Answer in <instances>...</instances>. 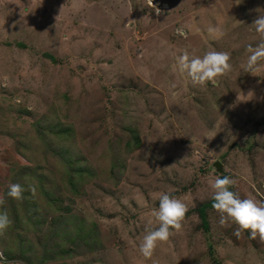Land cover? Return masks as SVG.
<instances>
[{"label":"rangeland","instance_id":"rangeland-1","mask_svg":"<svg viewBox=\"0 0 264 264\" xmlns=\"http://www.w3.org/2000/svg\"><path fill=\"white\" fill-rule=\"evenodd\" d=\"M153 4L161 15L150 0H0V196L13 183L37 187L42 172L74 218L96 224L93 249L44 264H264L258 237L237 238V225L221 226L213 208L205 229L197 210L221 176L241 199L264 203V68L253 76L240 67L261 39L252 24L264 0ZM209 26L222 35L212 38ZM185 50L228 52L233 70L216 86H193L176 64ZM58 120L73 125L97 170L77 196L62 183L52 135H43ZM132 130L141 145L128 151ZM161 193L183 198L188 212L183 230L145 259L139 245L149 220L158 227ZM29 237L30 254L41 257L48 239ZM0 253V264H25L2 245Z\"/></svg>","mask_w":264,"mask_h":264},{"label":"trees","instance_id":"trees-1","mask_svg":"<svg viewBox=\"0 0 264 264\" xmlns=\"http://www.w3.org/2000/svg\"><path fill=\"white\" fill-rule=\"evenodd\" d=\"M43 133L44 136L46 134L52 135L50 140L53 142V150L60 157L61 163L64 164L66 170L63 174L62 183L66 182L65 188L73 196L81 194L80 188L85 186L83 185L85 182L95 178L97 170L88 158L78 150L74 140L73 125L58 120L49 124ZM140 145L139 133L132 130V137L126 143L128 151ZM115 165H120V162H115ZM29 169L30 167L26 168L27 171ZM19 171L17 170L16 178L23 174ZM35 171L37 172V167H35ZM45 176L42 172L33 175L39 183L35 195L28 190L25 183L22 200L18 201L8 197L9 187L0 196L6 201L4 207L12 220V224L5 235L0 236V245L3 246L5 256L9 260L19 259L25 264H36V261L39 260L37 264H44L51 258H68L82 254L81 250H85V247L93 249V246L98 242L96 224L78 216L74 218L70 212L72 207L65 205L63 199L55 191L53 192L46 187ZM62 187L59 185L58 189ZM212 205L213 200L210 199L207 202H202L197 208L202 219V226L205 229L209 228L207 213L208 209L213 208ZM45 224H47L48 232L43 233L42 228ZM32 230L48 239L46 250L41 257L37 254L36 257H33L30 254L35 252L29 237V232Z\"/></svg>","mask_w":264,"mask_h":264},{"label":"clouds","instance_id":"clouds-1","mask_svg":"<svg viewBox=\"0 0 264 264\" xmlns=\"http://www.w3.org/2000/svg\"><path fill=\"white\" fill-rule=\"evenodd\" d=\"M150 6L157 15L162 14L161 10L153 4V0H150ZM62 10L63 8L61 12ZM256 11L259 15L252 26L261 39L255 47L251 44L247 46L246 51L249 55L246 63L241 64L240 67L246 73L260 76L258 73L264 68V14H261L259 9ZM207 32L212 38L222 35L219 26H209ZM177 34L187 38V32L183 27L177 29ZM230 60V54L224 51L209 50L201 57L190 55L185 50L177 57L176 64L179 72L190 78L193 86H205L208 83L216 86L220 78L233 70ZM236 102H240L239 95H237ZM210 186L213 189L212 207L219 215V224L223 227L235 224L237 228L234 235L237 238H241L247 232L251 239L255 240L258 237L259 241L264 243V203H259L252 198L241 199L231 190L235 186V181L228 176L216 177L210 181ZM28 190L35 195L34 185H29ZM24 191L25 188L21 184L13 183L9 185L7 196L19 201L23 199ZM158 200L159 207L152 211L158 227H153V221L149 220L146 234L139 245V251L145 259H151L159 244L167 242L171 236L183 230V223L188 212L183 198L161 193ZM5 204L6 201L0 198V236L5 235L12 224L7 209L4 207Z\"/></svg>","mask_w":264,"mask_h":264},{"label":"water","instance_id":"water-1","mask_svg":"<svg viewBox=\"0 0 264 264\" xmlns=\"http://www.w3.org/2000/svg\"><path fill=\"white\" fill-rule=\"evenodd\" d=\"M215 166H216V168H217L219 171H222L220 161H216V162H215ZM221 177H224V176H221Z\"/></svg>","mask_w":264,"mask_h":264}]
</instances>
